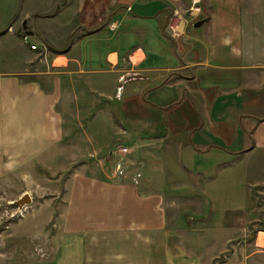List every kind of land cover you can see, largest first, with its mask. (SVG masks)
<instances>
[{"label":"crops","instance_id":"crops-1","mask_svg":"<svg viewBox=\"0 0 264 264\" xmlns=\"http://www.w3.org/2000/svg\"><path fill=\"white\" fill-rule=\"evenodd\" d=\"M162 1L50 0L20 15L12 32L0 28V45L21 46L0 50V178L85 156L100 167L92 134L115 130L133 141L142 166L172 181L159 190L148 175L140 186L74 169L50 264H93V236L116 240L128 264H211L215 246L236 242L222 229L235 238L249 222L257 233L250 251L264 249V219L253 218L255 201L264 204V27L251 25L241 0H209L198 28L180 24ZM80 135L88 142L77 152ZM235 182L245 198L227 200L234 215L224 223L221 197ZM166 194L184 195V211L221 212L223 222L161 236ZM106 258L94 263L112 264Z\"/></svg>","mask_w":264,"mask_h":264},{"label":"rangeland","instance_id":"rangeland-1","mask_svg":"<svg viewBox=\"0 0 264 264\" xmlns=\"http://www.w3.org/2000/svg\"><path fill=\"white\" fill-rule=\"evenodd\" d=\"M208 1L209 0H163L162 2L167 11L176 15V17H181L180 24L186 23L187 26L191 27L192 24L206 18L209 11ZM49 2L50 0H0L1 30L12 32L10 24H12L13 21H15L14 23L16 24L19 21L20 15L27 12V10L30 11L46 7ZM241 12L244 15H251L252 20L249 21L251 25L253 24L254 26L264 27V0H241ZM256 14L260 15V20L254 19L257 17L255 16ZM111 26L114 25L111 24L110 28ZM33 44L39 47L38 43L35 42ZM6 45L11 48L15 47L16 50H20L21 47L11 40L9 43H2L0 45V50L4 52V50H6ZM68 119V124L70 125L75 122L72 114ZM113 132L112 137H108L103 131L97 132L96 135L94 133L92 134L97 142L95 150L98 153V157L99 159L105 160V164H102L100 167L98 165L95 166L94 164H88L87 161H85L88 160V157L85 156L86 158L83 157L80 162H74L72 160L66 165H63V167H58L55 164L50 172L41 169L39 166L31 165L29 168L23 167L16 172L4 174L0 178V264H50L53 261L51 255L53 249L52 241L54 234L60 232V226L65 218L66 206H64V199L67 198V187L70 185L67 186V184L70 182V177L74 172V169L78 170L86 165L89 167V170H86L87 175L104 178L103 175L105 172L108 175L110 174L115 181L127 177L123 182H131V180L134 179L132 184L139 183V185L143 175H148L150 179L148 184L153 187L155 185L159 190L165 189L166 185L172 182L169 179H165L166 177H162L163 170H161V168H158L159 170L157 171H152L149 166L148 168L142 166L141 161L145 159H141L139 152H131L125 157L127 164L123 177L114 176V160L109 152H107L108 149H102L100 151L98 149L102 147L104 148L107 145L109 148H112L113 146L114 148L112 150L115 151L120 147H127L130 151H134V149H132L134 144L131 139H120V137L115 134V130ZM80 136L81 138L75 140L74 145L77 152L80 150H86L85 143L88 142V138L85 137L82 139V136L84 135ZM237 185L239 189L235 182V185L233 184L231 188L225 190L226 192H224L221 197L224 200V205L220 208L226 209L222 212L225 219L224 223H227L228 220L226 218L228 216L230 219L232 215H234L231 210L232 207H228L230 203L227 200L239 199L243 202L245 198L242 193H233L234 191L244 189L243 187H240V184L237 183ZM24 194H28L31 197V204L24 206L23 208L16 207L14 202L19 200ZM162 198L163 207L165 209L162 214H164L166 219V226L162 230L161 236L166 232L179 234L177 232L185 230L191 234L190 228L187 227L188 224L197 229H200V226L203 224L207 230L209 226H214L217 221L223 222V215H221V212L214 213L213 217L210 207L205 212H198L197 210L192 212L184 211L182 207L185 205L184 203H188L184 195L172 196L166 194L162 196ZM253 198L254 196L252 199ZM255 203L258 206V210H254L255 217L253 216V218H256L258 221L257 224H261L264 219V204L260 198L255 201ZM196 205L199 206V203ZM203 205L206 207V204ZM176 207L178 208L176 209ZM179 208H181V210H178ZM252 208V205H249L244 211V215H247L248 213L250 214ZM201 222L204 223L201 224ZM245 226L246 227L241 230L242 233L235 238H231L230 235H227L229 231H232L231 228L229 231L227 227L222 229L225 231L224 238L230 237L231 240H235L236 242L230 241L225 243V249H222L223 247L221 245L215 246L212 250V254L217 255L211 264H223L229 260H231V264L239 262L241 264H264V249L262 250L257 247L255 248L256 252H252L250 251L251 249L248 242L255 238L257 234L255 232L256 226L254 227L250 222L245 224ZM257 227H260V225H257ZM211 229L214 228L212 227ZM193 235L195 236L197 234L193 233ZM93 237L94 238H90L91 248L90 253H88L92 258L91 262L93 264H95L94 260H99L102 257H108L105 260L112 262V264H119L121 262L122 264H128L126 258L125 260L123 259V257H126V254L121 250V246L117 245L116 240L110 243L109 238H99L98 236ZM260 237L263 238L264 235H261ZM196 244L199 245V243ZM140 247H142V245H140ZM150 252L151 250L146 251V254ZM249 253L252 255V258L246 259L245 256L249 255ZM232 257H234L233 261L231 259ZM160 261L167 262L163 258L160 259ZM129 264H136V261Z\"/></svg>","mask_w":264,"mask_h":264},{"label":"built area","instance_id":"built-area-1","mask_svg":"<svg viewBox=\"0 0 264 264\" xmlns=\"http://www.w3.org/2000/svg\"><path fill=\"white\" fill-rule=\"evenodd\" d=\"M176 16V15H175ZM111 29H114L113 26H111ZM23 43L28 44L27 37H23ZM31 50H35V46L30 45ZM131 153L130 149L127 147H120L115 150L110 151V156L113 158V173L116 177H123L124 176V170L126 167V160L125 157Z\"/></svg>","mask_w":264,"mask_h":264},{"label":"water","instance_id":"water-1","mask_svg":"<svg viewBox=\"0 0 264 264\" xmlns=\"http://www.w3.org/2000/svg\"><path fill=\"white\" fill-rule=\"evenodd\" d=\"M203 21L194 24V28H198L202 25ZM23 29H25V24H23ZM31 199L27 194H24L19 200L14 202V205L18 208H23L24 206L30 205Z\"/></svg>","mask_w":264,"mask_h":264}]
</instances>
